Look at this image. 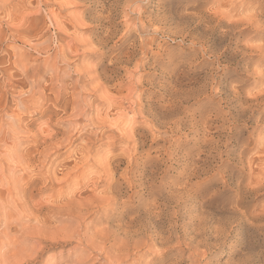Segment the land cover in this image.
<instances>
[{
    "label": "rangeland",
    "instance_id": "374dc122",
    "mask_svg": "<svg viewBox=\"0 0 264 264\" xmlns=\"http://www.w3.org/2000/svg\"><path fill=\"white\" fill-rule=\"evenodd\" d=\"M261 12L264 0H0V264H99L97 251L88 249L85 242L66 241L76 224L80 227L77 219L74 227H69L70 214L66 213L79 204L93 206L85 226L92 232L101 231L117 223L116 213L123 210L121 203L130 196L132 207H152L162 201L168 203V209L176 203L179 210L185 205L204 209L210 215L212 234L209 250L203 249L207 252L202 264H264ZM95 81H99L97 86ZM115 103L121 104L115 107ZM106 163L111 164L112 173ZM252 169H257L256 176ZM104 170L110 174L103 175ZM190 172L199 176L187 175L188 179ZM120 173L124 178L120 180L122 188L119 186L124 192L121 200L117 198L116 205L99 204L105 193L114 191ZM253 178V188L246 190ZM130 182L134 186L129 187ZM173 190L197 199L185 197L178 202ZM44 202L48 206L41 205ZM42 214L48 215V222L40 219ZM78 227L74 230L84 234L86 227ZM85 235L89 236V231ZM167 263L192 261L190 254L174 250Z\"/></svg>",
    "mask_w": 264,
    "mask_h": 264
},
{
    "label": "bare ground",
    "instance_id": "6f19581e",
    "mask_svg": "<svg viewBox=\"0 0 264 264\" xmlns=\"http://www.w3.org/2000/svg\"><path fill=\"white\" fill-rule=\"evenodd\" d=\"M262 13V12H261ZM260 13V14H261ZM262 14H264V13H262ZM232 15V14H231ZM254 17V16H253ZM253 17H252V20H253ZM255 18V17H254ZM230 19V18H229ZM257 19V18H256ZM55 20V19H54ZM216 20V19H215ZM101 21V20H100ZM249 21V20H248ZM255 20H253V22H254ZM264 21V20H263ZM232 23V22H231ZM239 23V22H238ZM237 23V24H238ZM256 23H258V22H256ZM225 24V23H224ZM234 24H236V22H234ZM240 24V23H239ZM253 24V23H252ZM264 24V23H263ZM251 25V24H250ZM255 25V24H254ZM258 25V24H257ZM256 26V25H255ZM218 27V26H217ZM262 27V26H261ZM258 28V27H257ZM260 31H262V30H260ZM107 32H109V31H107ZM108 34V33H107ZM109 35V34H108ZM110 36V35H109ZM263 38V37H262ZM52 42V41H51ZM100 42H101V40H100ZM108 42V41H107ZM87 44H89V42L88 43H86V45ZM93 44H95L94 42H93ZM264 44V43H263ZM102 44H100V46H101ZM105 45V44H104ZM141 45V44H140ZM107 46V45H106ZM143 47V46H142ZM99 48V47H98ZM114 48V47H113ZM258 48H262L261 46L260 47H257V49ZM264 48V47H263ZM59 49H60V47H59ZM61 49H65V48H61ZM121 49V48H120ZM63 50H62V52H63ZM91 50V49H90ZM96 50V49H95ZM260 50V49H259ZM60 51V50H59ZM65 51H66V49H65ZM121 51V50H120ZM105 52H107V50L105 51ZM104 52V53H105ZM117 52V51H116ZM257 52H259V51H257ZM61 53V52H60ZM59 53V54H60ZM64 53V52H63ZM67 53V52H66ZM101 53V52H100ZM109 53H110V51H109ZM50 54V53H49ZM96 54V53H95ZM110 54H112V53H110ZM121 54V53H120ZM60 55H62V54H60ZM59 55V56H60ZM68 55V54H67ZM114 55H116V54H114ZM128 55V54H127ZM59 56L57 57V58H59ZM93 56H95V55H93ZM97 56V55H96ZM98 56H99V54H98ZM119 56V55H118ZM125 56H126V54H125ZM62 57H64L65 58V56L63 55ZM56 58V59H57ZM60 58H61V56H60ZM97 58V57H96ZM95 58V59H96ZM108 58H109V56H108ZM114 58V57H113ZM119 58V57H118ZM145 58V57H144ZM56 59H55V61H56ZM65 59H67V58H65ZM64 59V60H65ZM115 59V58H114ZM122 59V58H121ZM129 59V58H128ZM63 60V61H64ZM106 60V59H105ZM110 60V59H109ZM116 60V59H115ZM120 60V59H119ZM46 61V60H45ZM61 61H62V59H61ZM67 61V60H66ZM66 61H65V63H66ZM96 61H100V58H99V60H96ZM112 61V60H111ZM125 61V60H124ZM129 61H131V60H129ZM48 62V61H47ZM57 62H58V59H57ZM101 62H103V61H101ZM119 63L121 62V61H118ZM122 62H123V60H122ZM140 62V61H139ZM23 63V62H22ZM113 63V62H112ZM112 63H109V64H111L112 66H114ZM118 63V64H119ZM97 64V63H96ZM96 64H94V65H96ZM124 64V63H123ZM128 64H130V63H128ZM140 64H142V63H140ZM68 65V62L66 63V68L68 67L67 66ZM104 65V64H103ZM126 65V64H125ZM131 65V64H130ZM23 66H25V65H23ZM97 66V65H96ZM110 66V65H109ZM121 66H123V65H121ZM137 66V65H136ZM26 67V66H25ZM99 67V66H98ZM71 68V67H70ZM75 68V67H74ZM96 68V67H95ZM110 68V67H109ZM116 68V67H115ZM115 68L113 69L114 70V72H115ZM94 69V68H93ZM108 69V68H107ZM136 69H137V67H136ZM84 70H86V67H85V69ZM91 70V72L93 71L94 72V70H92V69H90ZM110 70V69H109ZM138 70V69H137ZM81 71V70H80ZM97 71V70H96ZM106 71V70H105ZM105 71H104V73H105ZM119 71H120V69H119ZM118 71V72H119ZM127 71V70H126ZM84 73H86L85 71H83ZM101 72H103V71H101ZM117 72V73H118ZM128 72V71H127ZM130 72V71H129ZM137 72V71H136ZM78 73H80L79 71H78ZM108 73H110V72H108ZM112 73V72H111ZM264 73V72H263ZM93 74V73H92ZM92 74H91V76H90V78L91 77H93L92 76ZM99 74V73H98ZM101 74H103V73H101ZM107 74V73H106ZM113 74V73H112ZM90 75V74H89ZM94 75V74H93ZM96 75V74H95ZM105 75V74H104ZM142 75V74H141ZM80 76V75H79ZM85 76V75H84ZM84 76H82V77H84ZM101 76V75H100ZM110 76V75H109ZM258 76H260L259 74H258ZM96 77V76H95ZM261 77H262V74H261ZM79 78V77H78ZM105 78V77H104ZM107 78H108V76H107ZM106 78V79H107ZM112 78V77H111ZM260 77H258V79H259ZM95 79V78H94ZM99 79V78H98ZM261 79V78H260ZM262 79H264V78H262ZM261 79V80H262ZM81 80H83V78L81 79ZM97 80V79H96ZM101 80V79H100ZM99 80V81H100ZM104 80V79H103ZM114 80V79H113ZM136 80V79H135ZM98 81V82H99ZM88 82V81H87ZM96 82V81H95ZM98 82H96V86H97V83ZM104 82H106V81H104ZM258 82V81H257ZM262 82V81H261ZM92 83V82H91ZM177 83V82H176ZM78 84H81L80 82L78 83ZM90 84V83H89ZM93 84V85H94ZM217 84V83H216ZM258 84V83H257ZM262 84V83H261ZM84 85V84H83ZM83 85H80V87H82ZM104 85V84H103ZM175 85V84H174ZM178 85V84H177ZM221 85V84H220ZM260 85V84H259ZM101 86V85H100ZM105 86V85H104ZM103 86V87H104ZM107 86V85H106ZM119 86V85H118ZM219 86V85H218ZM74 87V86H73ZM72 87V88H73ZM78 87V86H77ZM95 87V86H94ZM93 87V88H94ZM176 87H178V86H176ZM220 87V86H219ZM260 87V86H259ZM71 88V89H72ZM76 87H74V89H75ZM101 87H99V89H100ZM105 88V87H104ZM113 88V87H112ZM171 88H172V86H171ZM215 88V87H214ZM262 88V87H261ZM264 88V87H263ZM78 89V88H77ZM95 89H97V88H94L93 90H95ZM103 89V88H102ZM101 89V90H102ZM107 89L109 90V86L107 87ZM173 89V88H172ZM171 89V90H172ZM113 90H115V89H113ZM112 90V91H113ZM166 90H168V89H166ZM263 90V89H262ZM83 91V90H82ZM98 91V90H97ZM104 91V90H103ZM107 91V90H106ZM174 91V90H173ZM264 91V90H263ZM84 92V91H83ZM100 92V91H99ZM110 92V91H109ZM117 92H119V91H117ZM177 92V91H176ZM179 92H181V90L179 91ZM233 93H235V91H232ZM231 92V94H233ZM257 92V91H256ZM260 92H262L261 90H260ZM259 91L257 92V93H260ZM72 93H73V91H72ZM74 93H75V91H74ZM79 93H80V91H79ZM105 93V92H104ZM255 94V95H259V94ZM263 93V92H262ZM83 94V93H82ZM109 94V93H108ZM174 94V93H173ZM181 94V93H180ZM240 94V93H239ZM238 94V95H239ZM71 96H73V95H71ZM75 96V98H76V95H74ZM73 96V97H74ZM81 96V95H80ZM83 96V95H82ZM107 96H110V95H107ZM173 96V95H172ZM234 96V95H233ZM240 96V95H239ZM254 96V95H253ZM175 97V96H174ZM177 97V96H176ZM263 96H261V98H262ZM108 98V97H107ZM112 97H110V99H111ZM236 98V97H235ZM257 98V97H256ZM77 99V98H76ZM75 99V100H76ZM109 99V98H108ZM180 99H181V97H180ZM179 99V100H180ZM183 99V98H182ZM254 99H255V96H254ZM78 100V99H77ZM107 100V99H106ZM172 100H173V98H172ZM233 100V99H232ZM256 100V99H255ZM79 101V100H78ZM111 101V100H110ZM171 101V100H170ZM175 102H176V100H174ZM173 101V102H174ZM261 101V100H260ZM263 101V100H262ZM77 102V101H76ZM76 102H75V105L77 106V104H76ZM107 102H109V100L107 101ZM114 102H116V101H114ZM113 102V103H114ZM135 102H137V101H135ZM257 102V101H256ZM258 103V102H257ZM117 103H115V107L116 106H118V105H120V104H118V105H116ZM264 104V103H263ZM109 105H111V104H109ZM141 105V104H140ZM170 106V105H169ZM174 106V105H173ZM177 106V105H176ZM257 106H259V105H257ZM260 106H261V104H260ZM111 107H113L112 105H111ZM121 107H122V105H121ZM171 107H172V105H171ZM262 107V106H261ZM76 108V107H75ZM136 108V107H135ZM140 108H142V107H140ZM175 108V107H174ZM178 107H176V109H177ZM185 108V107H184ZM116 109H118V108H116ZM137 109V108H136ZM138 110V109H137ZM262 110H264V109H262ZM141 111V110H140ZM143 111V110H142ZM138 112H139V110H138ZM151 112H153V111H151ZM150 112V113H151ZM140 114V113H139ZM219 114V113H218ZM141 115V114H140ZM149 115V114H148ZM152 115H154V112L152 113ZM151 116V115H150ZM150 116H148L149 117V119H151V117ZM157 116V115H156ZM219 116H220V114H219ZM219 116H217L216 115V117H219ZM222 117V116H221ZM96 118H98V120H99V116L98 117H96ZM147 119V118H146ZM145 119V120H146ZM222 119H223V117H222ZM103 120L105 121V119H104V117H103ZM102 120V121H103ZM156 120V119H155ZM207 120H208V118H207ZM217 120V119H216ZM225 120V119H224ZM101 121V120H100ZM149 120L147 119V122H148ZM210 120H208V122H209ZM220 121H222V120H220ZM150 122H151V120H150ZM152 122H154V121H152ZM151 122V123H152ZM158 122V121H157ZM205 122H207V121H205ZM217 122H219V121H217ZM144 123V122H143ZM211 123H212V121H211ZM220 123V122H219ZM208 124V123H207ZM206 124V125H207ZM210 124V123H209ZM208 124V125H209ZM148 126V125H147ZM155 126V125H154ZM154 126H152V127H154ZM206 127V126H205ZM209 129V131H210V129H212L210 126L208 127ZM148 129H149V127H148ZM147 129V130H148ZM150 129H152V128H150ZM149 129V130H150ZM206 129V128H205ZM134 130V129H133ZM154 130V129H153ZM155 130H157L156 128H155ZM207 130V131H208ZM206 131V132H207ZM131 132H132V129H131ZM134 132H136V131H134ZM149 132V131H148ZM160 132V131H159ZM127 133H130V132H127ZM155 134H156V132H155ZM159 134V133H158ZM157 134V135H158ZM206 135H207V133H205ZM208 134H209V132H208ZM128 135V134H127ZM123 136H125L124 134H123ZM126 137V136H125ZM131 137V136H130ZM136 137V136H135ZM154 137V136H153ZM155 137H157V136H155ZM159 137V136H158ZM204 137V136H203ZM205 138H207V136L205 137ZM121 139V138H120ZM127 139L129 140V139H131V138H129V137H127ZM136 139V138H135ZM140 139H143V138H140ZM162 139V138H161ZM204 139V138H203ZM208 139V138H207ZM127 140V141H128ZM152 140H153V138H152ZM156 140V139H155ZM163 140V139H162ZM209 140V139H208ZM264 140V139H263ZM131 141H134L133 139L131 140ZM135 141H137V140H135ZM202 141V140H201ZM262 141V140H261ZM129 142V141H128ZM144 142V141H143ZM142 142V143H143ZM209 142V141H208ZM263 142V141H262ZM130 143V142H129ZM128 143V144H129ZM132 143V142H131ZM141 143V142H140ZM207 143V142H206ZM124 144V143H123ZM126 144V143H125ZM138 143H136V145H137ZM165 144V143H164ZM203 144V143H202ZM263 144V143H262ZM131 145V144H130ZM130 145H128V146H130ZM133 145V144H132ZM141 145V144H140ZM177 145V144H176ZM134 147H135V145H133ZM142 146V145H141ZM140 146V147H141ZM165 146V145H164ZM262 146V145H261ZM162 147V146H161ZM128 149L129 148H132V147H127ZM143 148V147H142ZM141 148V149H142ZM134 149V148H133ZM133 149H131V150H133ZM261 149L262 150H264L263 149V146L261 147ZM136 150H138V149H136ZM145 150L146 149H144V152H145ZM159 150H161V149H159ZM164 150V149H163ZM128 151V150H127ZM135 151V150H134ZM148 151V150H147ZM146 151V152H147ZM167 151H168V149H167ZM136 152V151H135ZM163 152V151H162ZM134 153V152H133ZM138 153H140V152H138ZM262 153V152H261ZM127 154H129V152H127ZM126 154V155H127ZM135 154H137V153H135ZM134 154V155H135ZM141 154V153H140ZM143 154V153H142ZM141 154V155H142ZM175 154V153H174ZM186 154H188V153H186ZM125 155V154H124ZM125 155V156H126ZM141 155H139V156H141ZM160 155V154H159ZM122 156V158H123V155H121ZM128 156V155H127ZM131 156H133V155H131ZM138 156V155H137ZM146 156H148V154L146 155ZM145 156V157H146ZM161 156H163V155H161ZM130 156H128L127 157V159L130 161V158H129ZM144 157V158H145ZM150 157V156H149ZM149 157H147V158H149ZM185 157H187V156H185ZM108 159H116V158H108ZM119 159V158H118ZM134 159V158H133ZM201 159V158H200ZM263 159V158H262ZM120 160V159H119ZM119 160H117V161H119ZM128 160H127V162H128ZM135 160V159H134ZM133 160V161H134ZM147 160V159H146ZM107 161V160H106ZM105 161V162H106ZM110 162L112 161V160H109ZM114 161V160H113ZM112 161V162H113ZM116 161V160H115ZM123 161V160H122ZM141 161V160H140ZM148 161H150V160H148ZM152 161V160H151ZM167 161V160H166ZM169 161V160H168ZM171 161V160H170ZM185 161H187L186 159H185ZM197 161L199 162V159L197 158ZM201 161V160H200ZM255 162H259V160H254ZM126 162V161H125ZM124 162V163H125ZM144 162V161H143ZM142 162V163H143ZM159 162V161H158ZM190 162H192V161H190ZM190 162H188L187 161V163H190ZM194 162V161H193ZM109 163V162H108ZM108 163H106V166H107V164ZM117 163V162H116ZM115 163V164H116ZM130 163V162H129ZM139 163V162H138ZM200 163V162H199ZM250 164H251V162H249ZM261 163H263V161L261 162ZM100 164V163H99ZM133 164H135L134 162H133ZM162 164V163H161ZM166 164V163H165ZM202 164V163H201ZM204 164V163H203ZM252 164H254V163H252ZM258 163H256V165H257ZM111 165V164H110ZM110 165L109 166H107V168L108 167H110ZM119 165V164H118ZM118 165H116V166H118ZM123 165V164H122ZM127 165V164H126ZM145 165H147L146 163H145ZM158 165H160V164H158ZM170 165H172L171 163H170ZM188 165V164H187ZM196 165L197 164H195V167H196ZM259 165V164H258ZM264 165V164H263ZM87 166H89V164L87 165ZM101 166V165H100ZM105 166V167H106ZM125 166V165H124ZM135 167L136 166H138V165H134ZM149 166V165H148ZM153 166V165H152ZM202 166V165H201ZM253 166V165H252ZM255 166V165H254ZM260 166V165H259ZM258 166V167H259ZM262 166V165H261ZM104 167V169H106ZM112 167H114V166H112ZM111 167V168H112ZM150 167V166H149ZM203 167V166H202ZM114 168H118V167H114ZM168 168V167H167ZM171 168V167H170ZM194 168V167H193ZM198 168V167H197ZM262 168H264V167H261V169ZM109 170H110V168H108ZM108 169H106V170H108ZM120 169V168H119ZM123 169V168H122ZM138 169V168H137ZM169 169V168H168ZM179 169V168H178ZM184 169V168H183ZM185 169H186V167H185ZM190 169H191V167H190ZM201 169V168H200ZM106 170H104V173H102L103 175L104 174H108L109 172H106ZM108 170V171H109ZM113 170V169H112ZM124 170V169H123ZM162 170V169H161ZM192 170V169H191ZM202 170V169H201ZM253 170V169H252ZM257 170V169H256ZM256 170L254 169L253 170V173H254V171H255V176H256ZM128 171V170H127ZM126 171V172H127ZM132 171V170H131ZM131 171H130V173H131ZM135 171V170H134ZM144 171V170H143ZM195 171V170H194ZM198 171V170H197ZM259 171V170H258ZM262 171V170H261ZM106 172V173H105ZM110 172H111V170H110ZM117 172V171H116ZM123 172H125V171H123ZM122 172V173H123ZM145 172V171H144ZM149 172H150V170H149ZM260 172V171H259ZM112 173V172H111ZM114 173H115V171H114ZM119 173V172H118ZM128 173V172H127ZM138 173V172H137ZM152 173V172H151ZM150 173V174H151ZM154 173V172H153ZM164 173V172H163ZM167 173V172H166ZM179 173H180V171H179ZM190 173H192V172H190ZM258 173V172H257ZM262 173V172H261ZM54 174V173H53ZM110 174V173H109ZM146 174V173H145ZM156 174V173H155ZM154 174V175H155ZM165 174V173H164ZM169 174V173H168ZM178 174V173H177ZM176 174V175H177ZM183 174V173H182ZM182 174H180L181 176H182ZM264 174V173H263ZM39 175V174H38ZM98 175V174H97ZM113 175V174H112ZM115 175H117V173L115 174ZM120 176H118L119 177V179H116L115 181H114V184H115V186H114V191L113 192H111V191H109V193L110 194H108L107 195V193H105L106 195H104V196H106V197H101L100 199H99V204H102V205H105L106 203H107V205H108V203H110V204H115L116 203V201H117V198H120V195H122L124 192L122 191V187L120 186L121 185V183L122 182H120V180L123 178V176L121 175V173L119 174ZM123 175H126V174H123ZM180 175H178V176H180ZM187 175H189V176H192L193 175V173L192 174H186V177L189 179V177L187 176ZM195 175V174H194ZM193 175V176H194ZM200 175H201V173H200ZM248 175V174H247ZM258 175H259V173H258ZM106 176V175H105ZM105 176H103V177H105ZM109 176V178L110 177H112V176H110V175H108ZM133 176V175H132ZM132 176H130V177H132ZM151 176H153V175H151ZM151 176H149V177H151ZM158 176V175H157ZM161 176H162V174H161ZM170 176V175H169ZM175 176V175H174ZM198 176H199V173H198ZM198 176H194V177H198ZM38 177V176H37ZM36 177V178H37ZM125 177V176H124ZM155 177V176H154ZM261 177H262V175H261ZM261 177H259V179L261 178ZM48 178V177H47ZM56 177H54V179H55ZM109 178H108V180H109ZM134 178V177H133ZM132 178V179H133ZM137 178V177H136ZM152 178V177H151ZM167 178V177H166ZM171 178V177H170ZM181 178H184V177H181ZM186 178V179H187ZM191 178V177H190ZM40 179V178H39ZM42 180H43V178H41ZM105 179V178H104ZM124 179V178H123ZM122 179V180H123ZM125 179H127V178H125ZM150 179V178H149ZM162 179V178H161ZM249 179V178H248ZM258 179V178H257ZM256 179V181H258ZM36 180V179H35ZM51 180H52V182H53V178H51ZM106 180H107V178H106ZM111 180V179H110ZM112 180H113V177H112ZM129 180V179H128ZM134 180V179H133ZM136 180V179H135ZM152 180H154V179H152ZM151 180V181H152ZM156 180V179H155ZM167 180H169V178L167 179ZM166 180V181H167ZM183 181H184V179H182ZM253 180V181H252ZM252 180H250V181H252L251 183L249 182V185L247 184V186H245V189L246 190H249L251 187H252V183H254L255 182V179L253 178ZM262 180V179H261ZM39 181V180H38ZM37 181V182H38ZM105 181V180H104ZM130 181V180H129ZM144 181V180H143ZM146 181H148V180H146ZM150 181V182H151ZM157 181V180H156ZM162 181V180H161ZM171 181V180H170ZM192 181V180H191ZM196 181V180H195ZM194 180H193V182H195ZM263 181H264V179H263ZM31 182V181H30ZM48 182V181H47ZM77 182V181H76ZM99 182H101V181H99ZM108 182V181H107ZM106 181H105V183H107ZM113 182V181H112ZM154 182V181H153ZM177 182V181H176ZM179 182H180V179H179ZM205 182H207V181H205ZM259 182V181H258ZM32 183H34V182H32ZM31 183V184H32ZM45 183H46V180H45ZM77 183H80V182H77ZM98 183V182H97ZM96 183V184H97ZM102 183H103V181H102ZM111 183V182H110ZM109 183V184H110ZM131 183L132 182H130L129 184L131 185ZM138 183V182H137ZM141 183V182H140ZM144 183V182H143ZM157 183V182H156ZM166 183V182H165ZM173 183V182H172ZM261 183H262V186L264 185L263 184V182H260V185H261ZM30 184V183H29ZM30 184V185H31ZM93 184V183H92ZM95 184V183H94ZM123 184H125V183H123ZM133 184V183H132ZM149 184V183H148ZM147 184V185H148ZM164 184V183H163ZM170 184V183H169ZM176 184H178V183H176ZM184 184H185V182H184ZM191 183L189 182V185H190ZM200 184V183H199ZM198 184V185H199ZM203 184V183H202ZM258 185H259V183H257ZM54 185V184H53ZM52 185V186H53ZM59 185V184H58ZM81 185V184H80ZM91 185V184H90ZM90 185H88V186H90ZM106 185V184H105ZM112 185V184H111ZM136 185V184H135ZM152 185V184H151ZM154 185V184H153ZM156 185V184H155ZM157 185H158V183H157ZM178 185H180V184H178ZM197 185V184H196ZM257 185V186H258ZM36 186H38V185H36ZM121 188H120V187ZM122 186H124V185H122ZM132 186H134V185H131V186H129V187H132ZM162 185H160L159 187H161ZM165 186V185H164ZM188 186V185H187ZM195 186V185H194ZM32 187V186H31ZM35 187V186H34ZM93 187H94V185H93ZM99 187H100V185H99ZM102 187V186H101ZM103 187H104V185H103ZM102 187V188H103ZM107 187H108V185H107ZM140 187V186H139ZM139 187H137V188H139ZM149 187H151V188H153L152 186H149ZM169 187H170V185H169ZM176 187H178V186H176ZM182 187V186H181ZM184 187V186H183ZM185 187H186V184H185ZM264 187V186H263ZM262 187V188H263ZM76 188V187H75ZM95 188V187H94ZM109 188H111V187H109ZM145 188V187H144ZM154 188H156V186L154 187ZM164 188V187H163ZM162 188V189H163ZM179 188V187H178ZM198 188V187H197ZM253 188V187H252ZM254 188H256L255 186H254ZM259 188H261L260 186H259ZM258 188V189H259ZM30 189V188H29ZM34 189V188H33ZM33 189H32V191H33ZM40 189V188H39ZM80 189V188H79ZM89 189V188H88ZM92 189V188H91ZM90 189V190H91ZM96 189V188H95ZM143 189V188H142ZM170 189V188H169ZM168 189V190H169ZM194 189V188H193ZM199 189V188H198ZM31 190V189H30ZM35 190V189H34ZM60 191L62 190V187H61V189H59ZM71 190H76V189H71ZM82 190V189H81ZM84 190V189H83ZM106 190V189H105ZM145 190H147V189H145ZM154 190V189H153ZM160 190V189H159ZM178 190V189H177ZM180 191H181V189H179ZM254 190V189H253ZM252 190V191H253ZM26 191V190H25ZM38 191H40V190H38ZM42 191V190H41ZM53 191H54V189H53ZM65 191H67V190H65ZM73 191V192H74ZM88 192H89V190H87ZM136 191V190H135ZM139 191H141L140 189H139ZM176 191V190H175ZM180 191H178V194H177V192L175 193L174 192V190H173V194L172 195H174V193L175 194H177V201L178 202H180L182 199H184L185 197H187V198H189V199H197V198H192L191 196L192 195H188V193H184V192H180ZM186 191V190H185ZM190 191V190H189ZM192 191H194V190H192ZM197 191H199V190H197ZM255 191V190H254ZM258 191V190H257ZM24 192V191H23ZM28 192H29V190H28ZM37 192V191H36ZM81 192V191H80ZM92 192V191H91ZM101 192V191H100ZM106 192V191H105ZM132 192V191H131ZM154 192V191H153ZM187 192V191H186ZM195 192V191H194ZM202 192V191H201ZM20 193V192H19ZM25 193V192H24ZM23 193V194H24ZM30 194H33V193H31V192H29ZM35 193V192H34ZM51 193H55V192H51ZM57 193V192H56ZM55 193V194H56ZM63 193V192H62ZM74 193H76V192H74ZM78 193V192H77ZM85 193H86V191H85ZM93 193V192H92ZM101 193H103V191L101 192ZM147 193V192H146ZM170 193V192H169ZM26 194V193H25ZM38 194V193H37ZM37 194H35V195H37ZM59 194H60V192H59ZM64 194V193H63ZM69 194H73V193H69ZM80 194V193H79ZM78 194V195H79ZM87 194V193H86ZM89 194V193H88ZM97 194V193H96ZM104 194V193H103ZM102 194V195H103ZM127 194V193H126ZM133 194V193H132ZM141 195L140 196H142V194L143 193H140ZM153 194H155V193H153ZM152 194V195H153ZM159 194V193H158ZM157 194V195H158ZM193 194V193H192ZM49 195V194H48ZM62 194H60V196H61ZM77 195V196H78ZM82 195H84V194H82ZM82 195H80L81 197H83ZM94 195V194H93ZM134 195V194H133ZM136 195V194H135ZM156 195V196H157ZM163 195V194H162ZM166 195V194H165ZM168 195V194H167ZM172 195H170V196H172ZM24 196H26V195H24ZM29 196V195H28ZM50 196V195H49ZM54 197H55V195H53ZM71 196V195H70ZM76 196V197H77ZM89 196V195H88ZM139 195H137V197H138ZM154 196V195H153ZM164 196V195H163ZM193 196H195V195H193ZM197 197H198V195H196ZM32 197H34V196H32ZM51 197V196H50ZM50 197H48V199L50 198ZM58 197V196H57ZM80 197V198H81ZM97 197V196H96ZM155 197V196H154ZM160 197V196H159ZM26 198H28L27 196H26ZM30 198V197H29ZM52 198V197H51ZM73 198H75V197H73ZM73 198H71L72 200H73ZM79 197H78V199H80ZM126 198V197H125ZM129 199H126L125 201H127V202H124V203H121V204H123V206H122V208H123V210L122 211H119L118 213H116V221H117V223L115 224V225H113V226H109V227H105V228H103L102 227V229H101V231H91V230H89V228H87L86 226H87V224L89 223L88 222V220L86 221V219L90 216V214L92 215V213H91V211H92V209H94V207L93 206H90V205H88V206H90V207H87V208H85V207H81L80 206V204L78 205L77 203L75 204V205H78L77 207H75V208H77L75 211H69L68 210V212L66 213V214H70V217H69V227H74L73 226V223H75V221H76V219L78 220V221H80V227H86V231L85 230H82V232L83 231H85V233H87L88 231H89V233H90V235L89 236H87V235H85V233L84 234H81L79 231H78V229L77 230H74L75 228H77L79 225L78 224H76L77 225V227H74V229L69 233V235L66 237V241H68L69 240V243H71L70 242V240L72 241V240H74V239H77L78 240V243H82V242H85L86 243V245H87V248L88 249H90V248H92L93 249V251L94 250H96L97 252H94V254H96V256H95V258L98 260V262L97 263H99V264H134L135 262H137L138 263V261H141V262H144L145 264H168L167 263V259H169V256H170V254H171V252L172 251H174V250H182V251H184V252H186V253H188V254H190V256H191V261H192V264H202V257H203V255L207 252H205V251H203V249L204 248H207L208 249V245H209V235L210 234H212L210 231H211V226H212V224H209V216L210 215H207L204 211V209H202V208H200V207H195V206H187V205H185L184 207H181V209L179 210L178 209V207H179V203L174 207L173 205V208H171V209H168V208H166L167 206H168V203L166 204V203H159L158 201V203L157 204H155L154 205V203H153V205L154 206H152V207H150V206H148V207H141V208H139V207H132L131 205H130V198H131V196L130 197H128ZM151 199H152V197H150ZM164 198H165V196H164ZM22 199H24L23 197H22ZM34 199V198H33ZM59 199V198H58ZM57 199V201H59ZM63 199V198H62ZM62 199H61V197H60V200L62 201ZM76 199V198H75ZM82 199H84V198H82ZM87 199V198H86ZM89 199H91V198H89ZM97 199V198H96ZM143 199V198H142ZM147 199V198H146ZM146 199L144 200V201H146ZM157 199H158V197H157ZM168 199V198H167ZM25 200V199H24ZM28 200V202H29V199H27ZM38 199H36V201H37ZM42 200H44V199H42ZM51 200V199H50ZM54 200H56V198L54 199ZM52 201L53 203H55V201ZM64 200V199H63ZM71 200V201H72ZM95 200V199H94ZM120 200H121V198H120ZM165 200H166V198H165ZM175 200H176V198H175ZM56 201V202H57ZM68 201H70V199H68ZM76 201V200H75ZM78 201V200H77ZM80 201V200H79ZM98 201V200H97ZM136 201V200H135ZM142 201V200H141ZM169 201H171L172 202V200H169ZM191 201V200H190ZM201 201V200H200ZM42 202V201H41ZM48 202H50V201H48ZM63 202V201H62ZM61 202V203H62ZM73 202V201H72ZM81 202H83V200L81 201ZM92 202V201H91ZM90 202V203H91ZM122 202V201H121ZM147 202H149V201H147ZM153 202H155V201H153ZM164 202V201H163ZM165 202H167V201H165ZM176 202V201H175ZM174 202V203H175ZM189 202V201H188ZM35 203V202H34ZM87 203V202H86ZM89 203V204H90ZM98 203V202H97ZM139 203V202H138ZM170 203V202H169ZM182 203V202H181ZM191 203V202H190ZM195 203H196V201H195ZM197 203H199V202H197ZM196 203V204H197ZM41 204V203H40ZM45 205V204H47V203H42L41 205ZM50 204V203H49ZM58 204V203H57ZM68 204H70V203H68ZM142 204V203H141ZM143 204H145V203H143ZM194 204V203H193ZM192 204V205H193ZM38 205V204H37ZM51 205H52V203H51ZM50 205V206H51ZM56 205V204H55ZM60 204H58V206H59ZM106 205V206H107ZM116 205V204H115ZM28 206V205H27ZM40 206V205H39ZM39 206H37V208L39 207ZM46 206H48V204L46 205ZM53 206V205H52ZM57 206V207H58ZM73 206V205H72ZM80 206V207H79ZM87 206V205H86ZM96 206V205H95ZM106 206H104V207H106ZM181 206V205H180ZM35 207V206H34ZM33 207V208H34ZM41 207V206H40ZM43 207H45V206H43ZM42 207V208H43ZM56 207V206H55ZM54 207V208H55ZM71 207V206H70ZM79 207V208H78ZM97 207H100V206H97ZM111 207V206H110ZM109 207V208H110ZM202 207V206H201ZM46 208V207H45ZM50 208V207H49ZM48 207H47V209H49ZM73 208V207H72ZM96 208V207H95ZM101 208V207H100ZM121 208V207H120ZM121 208V209H122ZM29 210H30V207L28 208ZM40 209V208H39ZM38 209V210H39ZM58 209V208H57ZM67 209V208H66ZM66 209H64V208H60V210L61 211H66ZM99 209V208H98ZM103 209V208H102ZM106 209V208H105ZM117 209H119V208H117ZM37 210V211H38ZM55 210V209H54ZM54 210H52V211H54ZM72 210V209H71ZM109 210V209H108ZM107 210V211H108ZM111 210V209H110ZM109 210V211H110ZM204 210V211H203ZM26 211V209L24 210L23 209V212H25ZM37 211H35L36 212V215L38 214L37 213ZM41 211V210H40ZM49 211V210H48ZM56 211V210H55ZM117 211V210H116ZM248 211V210H247ZM32 212V211H31ZM35 212H34V214H35ZM50 212H51V210H50ZM57 212H59L58 210H57ZM97 213H98V211H96ZM113 212V211H112ZM111 212V213H112ZM208 212V211H207ZM263 212V211H262ZM49 213V212H48ZM99 213H100V210H99ZM104 213V212H103ZM110 213V212H109ZM30 214V213H29ZM32 214V213H31ZM50 214H52V213H50ZM28 214H26L25 216H27ZM35 215V219H36V216ZM39 215H40V213H39ZM38 215V216H39ZM43 215V214H42ZM39 216V217H41L40 219H42L44 222H48V221H46L48 218H47V216L48 215H43V216ZM103 215V214H102ZM110 215V214H109ZM214 215V214H213ZM57 216V215H56ZM60 216V215H59ZM66 216V215H65ZM65 216H61L63 219H64V217ZM68 216V215H67ZM98 216V215H97ZM112 215H110V217H111ZM30 217V216H29ZM99 217V216H98ZM109 217V216H108ZM243 217V216H242ZM25 218V217H24ZM52 218V217H51ZM50 218V219H51ZM55 218H57V219H60V217H55ZM54 218V219H55ZM92 218H94V217H92ZM32 219V218H31ZM39 219V220H40ZM54 219H53V222H54ZM62 219V220H63ZM67 219V218H66ZM65 219V220H66ZM89 219V218H88ZM100 219H101V217H100ZM100 219H99V221H100ZM106 219V218H105ZM242 219V218H241ZM61 220V219H60ZM110 220H112V219H110ZM115 220V219H114ZM211 220V219H210ZM235 220V219H234ZM31 221V220H30ZM33 221V220H32ZM59 220H57L56 222H58ZM62 222V221H61ZM88 222V223H87ZM25 223V222H24ZM35 223V222H34ZM59 223V222H58ZM66 223V222H65ZM79 223V222H78ZM241 223V222H240ZM36 224V223H35ZM38 224H40V223H38ZM51 224V223H50ZM114 224V223H113ZM9 225H11V224H9ZM37 225V224H36ZM36 225H35V227H36ZM44 225H46V224H44ZM44 225L43 226H40V227H44ZM49 225V224H48ZM63 225H64V223H63ZM86 225V226H85ZM168 225V226H167ZM54 226V225H53ZM38 227H39V225H38ZM50 227V226H49ZM64 227H65V225H64ZM64 227L62 228V229H64ZM80 227H78L79 229H80ZM93 228H94V226H92ZM98 227V226H97ZM31 229H35L36 230V228H34V226H33V228H31ZM45 230H46V228H44ZM9 230V229H8ZM44 230V231H45ZM48 230V229H47ZM71 230V229H70ZM61 231V230H60ZM67 231V230H66ZM250 231V230H249ZM62 232V231H61ZM63 233V232H62ZM68 232H66V234H67ZM213 233H215V232H213ZM216 234L218 235V236H220V234H219V232H217L216 231ZM61 235V234H60ZM63 235V234H62ZM222 235V234H221ZM38 237V236H37ZM61 237V236H60ZM63 237H65V234H64V236ZM44 238V236L42 237V239ZM68 238V239H67ZM39 239H40V237H39ZM42 239L40 240L41 242H43L42 241ZM65 240V239H64ZM58 241H60V240H58ZM61 242H63L62 240H61ZM36 243V242H35ZM45 243V242H44ZM46 243H49V241L48 242H46ZM51 244H52V242H50ZM77 243V244H78ZM37 244H39V242H37ZM65 244V243H64ZM68 244V243H67ZM34 245V244H33ZM53 245V244H52ZM60 245L61 246H64V245H62L61 243H60ZM82 245H84V244H82ZM53 247V246H52ZM56 247V246H55ZM84 247V246H83ZM220 248V247H219ZM45 250V249H44ZM209 250V249H208ZM90 251V250H89ZM82 252H83V250H82ZM85 253V252H84ZM87 254V253H86ZM212 254H214V253H212ZM29 255H32V253L31 254H28V256L27 257H31V256H29ZM83 255H85V254H83ZM27 257H25V259L27 258ZM147 257H149L150 259L149 260H145ZM205 258V257H204ZM203 258V259H204ZM30 259V258H29ZM20 261H21V259H19ZM36 260V259H35ZM146 262H145V261ZM79 261V260H78ZM180 261V260H179ZM30 262V261H29ZM177 262H178V260H177ZM80 263V262H79ZM57 264V263H56ZM143 264V263H142ZM190 264V263H189Z\"/></svg>",
    "mask_w": 264,
    "mask_h": 264
}]
</instances>
